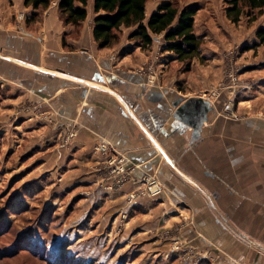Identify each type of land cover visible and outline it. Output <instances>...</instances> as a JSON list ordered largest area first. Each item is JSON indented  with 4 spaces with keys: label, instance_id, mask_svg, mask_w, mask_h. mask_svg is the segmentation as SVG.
Masks as SVG:
<instances>
[{
    "label": "crops",
    "instance_id": "1",
    "mask_svg": "<svg viewBox=\"0 0 264 264\" xmlns=\"http://www.w3.org/2000/svg\"><path fill=\"white\" fill-rule=\"evenodd\" d=\"M58 1L36 10L37 19L26 24L12 17L19 12L28 17L31 7L23 0H0V50L6 52L0 71L10 73L7 85L14 91H27L45 112L55 110L57 122L77 129L74 176L85 178L91 202L99 199L102 184L111 216L130 215L125 223L130 230L139 229L140 215L152 218L142 222L148 225L141 234L171 225L202 264H264V117L221 114L233 97L222 90L216 98H203L206 120L195 126L205 105L190 99L211 85H179L177 74L166 81L164 69L178 61L169 51L156 57L155 40L164 44L160 34L144 48L128 37L100 48L92 35L93 0H87V17L76 26L61 21ZM157 6L146 3V18ZM149 64L154 76L138 71ZM99 141L133 167L115 189L105 186L119 174L102 171L93 153ZM148 176L155 184L147 186L160 187V193L128 202ZM157 242L155 249H162ZM193 260L171 254V264H197Z\"/></svg>",
    "mask_w": 264,
    "mask_h": 264
},
{
    "label": "rangeland",
    "instance_id": "2",
    "mask_svg": "<svg viewBox=\"0 0 264 264\" xmlns=\"http://www.w3.org/2000/svg\"><path fill=\"white\" fill-rule=\"evenodd\" d=\"M163 1H173L178 7L198 5L195 32L202 36L204 51L194 62L193 58L189 64L178 61L172 70L171 64L163 68L166 81L177 74L179 85H211L199 96L207 100L218 96L214 91L229 90L233 95L228 100L230 108L221 114L264 117V44H255V32L264 26V16L242 15L232 22L224 12L225 0H147V4ZM17 15L12 17L16 22L26 19ZM132 29L122 28L119 39L128 37ZM157 46L161 53L162 44ZM3 55L6 52L0 50ZM9 74L7 69L0 71V264H171V254L182 262L190 260L181 252H171L173 239L190 245L171 225L141 234V228L148 225L142 222L152 218L140 215L139 229L130 230L125 226L130 215L111 216L102 184L97 186L99 199L91 202L92 191L85 178L74 176L78 171L77 129L57 122L55 110L45 112L34 99L27 98V91H14L7 85L12 83ZM97 145L93 153L99 157L98 166L110 173L115 163H121L97 152ZM146 183L143 188H148ZM113 184L105 188L121 185ZM127 201L132 202L129 196ZM157 241L162 249H155ZM193 258L202 264L196 252Z\"/></svg>",
    "mask_w": 264,
    "mask_h": 264
},
{
    "label": "trees",
    "instance_id": "3",
    "mask_svg": "<svg viewBox=\"0 0 264 264\" xmlns=\"http://www.w3.org/2000/svg\"><path fill=\"white\" fill-rule=\"evenodd\" d=\"M52 0H23L25 7L32 11L26 17V23L37 19L38 9L49 6ZM226 17L238 22L242 15L253 18L257 14L264 16V0H225ZM147 0H93L92 35L100 48L109 47L119 40L122 28L133 27L128 38L139 41L141 47L151 45L153 35L163 34L162 52L174 53L175 59L189 64L201 53V38L195 33V15L197 4L182 7L173 1H163L146 18ZM87 0H59V18L64 24L79 25L87 17ZM264 23V17H263ZM257 42L264 44V26L255 32Z\"/></svg>",
    "mask_w": 264,
    "mask_h": 264
},
{
    "label": "built area",
    "instance_id": "4",
    "mask_svg": "<svg viewBox=\"0 0 264 264\" xmlns=\"http://www.w3.org/2000/svg\"><path fill=\"white\" fill-rule=\"evenodd\" d=\"M24 16H25V14L23 12H19L17 15V17L20 19L24 18ZM156 41L159 42V39ZM155 50H156V57H157V54L159 53L160 47L157 46V48ZM145 70H149L148 72L151 73L152 65L149 64L145 68H143V67L138 68V71H140V72H143V71L146 72ZM151 75L153 76L154 73L152 72ZM229 76L232 79H236V75L232 72L229 73ZM217 94H219V92L214 91L213 95H217ZM95 148H96L97 152H99L100 154L101 153L104 155L106 154L110 158L112 157V159H117L121 163V164L117 163V166H114L113 168H111L110 173L119 174V176L116 179L117 185H120L123 182H125V180L127 179L128 172L133 170V167H129V166L125 165L124 158L122 156L119 157V155L117 153H115V149H113L107 142L99 141L98 145ZM126 170H128V171H126ZM144 182L145 183L148 182L150 185L155 184L154 180L149 176L145 177ZM109 187L112 188V186H109ZM160 191H161L160 187H157L155 189H151L149 187L148 188H137L136 191H133L128 196H129V200L133 201L134 199H136L140 196H156L160 193ZM171 244H173L171 246V252H173V253L181 252L183 257L188 258V259L193 258L195 256V249L192 246H190L186 243H182L178 239H173Z\"/></svg>",
    "mask_w": 264,
    "mask_h": 264
},
{
    "label": "water",
    "instance_id": "5",
    "mask_svg": "<svg viewBox=\"0 0 264 264\" xmlns=\"http://www.w3.org/2000/svg\"><path fill=\"white\" fill-rule=\"evenodd\" d=\"M191 101H198V102H202L204 105H205V110L201 113L198 114V118H197V121L195 123L198 122V124H196L195 126L199 127L201 122L205 121L206 120V116H205V113L208 111V102H204L203 98H191L190 99ZM177 115V113H176Z\"/></svg>",
    "mask_w": 264,
    "mask_h": 264
}]
</instances>
